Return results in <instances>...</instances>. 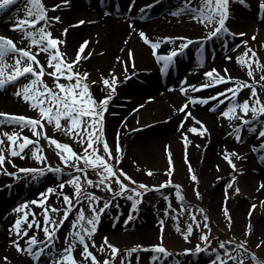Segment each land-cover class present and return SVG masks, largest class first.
Wrapping results in <instances>:
<instances>
[{"label":"snow or ice","instance_id":"obj_1","mask_svg":"<svg viewBox=\"0 0 264 264\" xmlns=\"http://www.w3.org/2000/svg\"><path fill=\"white\" fill-rule=\"evenodd\" d=\"M16 2L17 0H0V10L8 9ZM135 2L136 0H130L129 11L134 8ZM158 2L159 0H152L151 4H146L143 8H150ZM230 2L231 0H197L196 5H193L192 0H185L184 5L172 14L182 15L187 13L190 19L203 24L205 28H208L209 25H212V27L203 37L178 38L180 40L179 46H174L166 52H159L158 49L164 41L175 44L172 37L166 36L154 41L149 38L144 30H138L140 38L151 47V54L159 65V70L162 74L169 71L170 66L174 64V58L178 54H182L188 45L193 43V39L207 41L223 37L226 42L227 35H232L231 30L226 25V20L230 15ZM239 2L246 3V0H239ZM61 4L68 7L71 6L70 0H60L59 4H54L51 7L53 10H57L61 7ZM259 6L261 10H264V0H260ZM143 8L140 10L143 11ZM24 12L25 15L23 17L17 16L16 22L10 25L14 31L20 33L18 41L10 36L0 35V89H5L8 85L15 86L18 84L19 87H17L14 95L22 99L30 109L36 111L37 115L28 116L20 113L0 111V128L5 124L18 126V128H13L11 132L0 131V172L12 177H17L18 173H22L25 178L36 180L46 172L63 174L68 169L71 171L67 172L68 179H62L58 185L50 186L45 192L39 193L40 199L24 201L13 209L18 215L14 223L9 226L8 234L13 237L10 240V244L18 252H23L30 256L35 264H41L46 249L51 264H116L117 254L120 252L119 246L112 243L107 236L103 238V242L99 245L93 238L98 231V223L102 214L113 204L116 197H126L131 201V210L135 211L138 205L142 203L146 192L152 190L160 191L171 186L174 188L175 197L180 204L179 209H173L174 212L182 213L183 210L187 207H192V205L185 203V198L181 191L183 186L175 183L172 179L174 166L170 151L168 152L169 167L165 169L168 179L158 184L149 185L142 181H137L122 167H119L122 150L120 133L117 132L115 148L110 145L106 135V113L109 110L113 96L117 92V85L121 83L118 79V74H115V69L110 70L112 73L110 76H103L102 74V81L91 80L88 70H80L82 59H86L87 56L92 54L81 55L89 42L87 40L83 41L79 45V50L74 54L75 59H68L60 48L62 44L66 43V40L53 35L52 32V25L55 22H59L61 17L58 15L49 16V9L45 6L43 0H26ZM85 22V20H77L75 23L79 25ZM129 27L135 28V23L129 22ZM61 31L66 35L68 29L64 28ZM239 35H244V33H239ZM241 43L245 45V49L235 59L242 67L246 65L247 76L251 78V81L231 75L227 66L224 67L223 72L215 67L204 72L203 75L206 78V82L198 85L189 84L188 77L185 76L180 81L179 92L185 95L186 100L176 109L177 112L185 113L184 119L180 122V128L184 127L185 121L190 117L196 123L189 125V131L204 135L208 129L204 122L192 113L189 104L199 103L204 105L209 101H214L210 110L217 111L220 105L228 101L226 107L219 111V115L230 121L238 119L241 122L232 126L231 135L235 137L237 142L242 139L241 124L249 125V131L257 134L260 138H264V126L257 128L253 124V121H259L264 118V98L260 95L261 92H264V65H260L258 61H253L261 71L260 78L256 79V69L253 68L252 63L248 62L252 60L256 53L248 47L247 40ZM22 44L25 46H19ZM200 47H203V44ZM238 48H240V44H236L232 50L234 51ZM249 52H251V55H248ZM41 53L46 54V64L40 59ZM128 56L132 59L131 66L135 68L134 54L131 49L128 50ZM245 56L248 57V60L244 59ZM225 59L232 60L233 57L229 55ZM116 60L124 64V81L135 75L134 72H129L127 60H122L119 56L116 57ZM200 66L202 64L198 65V67ZM8 69H11V71H8ZM21 77L27 82L21 83ZM49 77L51 78L50 80L48 79ZM229 82L232 83L229 84ZM101 83L103 85L101 91L107 94L97 97L94 95L92 86ZM218 84L226 86L221 90H217L213 95L206 97L189 95V89L193 92H198ZM257 86H259V89ZM245 88H249L250 92L248 96L240 101L237 96ZM218 97L220 99H217ZM186 109L187 111H185ZM237 109L243 115H240ZM133 111H136V109ZM249 111L252 113L250 118L247 115ZM196 124H199L200 127H197ZM47 125H52L54 130L64 131L76 143L81 145V151L77 152L70 143L61 142L54 137L48 136ZM25 128L32 132L31 137L23 133ZM41 136L48 141V147L55 146V152L60 161L55 166L47 163L48 157L44 152L45 146L38 139ZM5 137H7L8 143L5 142ZM33 137H36V139ZM182 139L187 146L190 142L187 139V133H184ZM25 149L29 151L26 152ZM256 150V146H253V151ZM259 150L264 152V140L259 143ZM29 152L31 153V158L40 164L39 167H22L16 164L14 157L24 159L28 157ZM233 157L236 160L246 158L243 153H239L235 149L229 151L225 148L224 160L228 162L234 171L242 172L243 168H238ZM185 159L187 160V156H185ZM259 159L264 161V154ZM7 163H11L15 171H10ZM81 165L83 166L81 167ZM88 169H92L99 179L94 181L88 178ZM217 170H219V165H217ZM189 172L191 173V180L198 183L199 178L190 164ZM147 174L152 175L153 170L148 169ZM217 179L219 180L220 177L218 176ZM125 180L128 183H125ZM235 180L236 176L233 175L232 181L234 182ZM84 183L111 193V197L100 196L96 192L89 191L84 187ZM132 185L136 186L133 187ZM66 186H71L74 192L72 194L65 192ZM231 188H233V183L231 182L225 186L224 214L229 221V227L231 225V216L228 215L227 199L229 196L228 189ZM261 189H264V181L260 182L257 191ZM235 192H240L238 186L235 187ZM53 193L57 194V199L61 196L63 197L62 201H60V207L48 202L49 196ZM195 194L198 198L201 196L198 189ZM161 195L168 202L167 207L164 209L165 216H171L174 221H177L176 230L181 232L185 240H188L193 234V224L197 228L201 227L200 222L196 219V213H189L191 222L187 223L186 229H182L178 222V216L169 212V209L173 208L169 199L171 193H161ZM83 201L87 202V212L89 214H86ZM101 201H103L102 205ZM260 203L264 204V201H260ZM30 205H37L40 211L37 212L30 209ZM251 207L255 209L256 204H252ZM22 209L28 210L23 211V214L19 215ZM74 210V218L70 222V231L64 237V243L67 246L56 249L55 244L59 239V230ZM196 211L203 214L205 209L198 208ZM30 212L31 219H29ZM39 216H42V221L37 218ZM132 218L130 212L124 223L127 224ZM208 219L207 215L203 216L204 221ZM159 223L161 225L160 242L146 245L136 244L134 247L125 250L127 257L132 256L133 253L139 250L151 251L153 255L150 259L152 260L158 259L159 254H162L163 257L171 255L163 244V219ZM25 224L27 225L26 227L24 226ZM33 228L43 232V239H39L35 232L29 235V230ZM203 228H209V225L203 224ZM209 234L210 229L209 233L201 231L199 235V240L204 242L203 247L198 243L194 248H184L183 252L188 254L199 253L202 250L211 251L215 253V258L211 260V264H246L249 260L252 264H264V261H261L255 252H251L249 248L245 247L248 243L247 240L241 243H237L235 240L220 241L219 249H223V251H219L216 248L209 249V245L212 243L209 239ZM21 242H23V246ZM89 242H91V245ZM261 243H264V241H261ZM228 245H235V247H229ZM78 246L82 247L80 255L83 259H77L74 255V250ZM90 246L98 248L100 253L108 254L101 261L90 250ZM256 246L259 247L260 244ZM54 253H58V255ZM4 259L7 261L9 257L5 256ZM136 259L139 261L140 258L137 256ZM120 264H125V256L120 257Z\"/></svg>","mask_w":264,"mask_h":264},{"label":"bare ground","instance_id":"obj_2","mask_svg":"<svg viewBox=\"0 0 264 264\" xmlns=\"http://www.w3.org/2000/svg\"><path fill=\"white\" fill-rule=\"evenodd\" d=\"M147 1L136 0L131 11L127 9L130 0H119V9L113 4L105 2L102 3V6L98 5L97 0L96 3L94 0H70V7L61 4V7L57 10H53L51 6L59 4L60 0H43V3L49 9V16L58 15L61 17L59 22L52 25V32L53 35L66 40V43L62 44L60 48L67 57L72 56L75 58L74 54L79 50V45L87 40L89 43L85 46L81 55L92 54L87 56L86 59H82L80 69L83 68V70L86 69L91 72L92 80L97 81H102V74L103 76H110L112 74L111 69H115V74H118L121 83L117 85V92L113 96L109 110L106 113V135L113 148H115L117 132L120 133L121 146L126 143L132 146L133 151H130L124 159L125 166L128 165L129 168L138 167L135 169L138 176H152L147 179L157 180L162 175L165 164L169 162L168 152L170 151L174 166L172 179L183 186L185 193H190L193 188V182L190 178L191 173L189 172L190 164L199 178L198 183L201 184L198 187V189L201 188L199 191L202 194L200 204L208 211L209 215H212L218 221L222 219L225 207V186L231 182L233 188L228 189L227 207L229 210L228 215L231 216L233 223L238 228L250 225L255 234H264V218L258 217L255 219L252 217L250 205L242 195V192L248 189L251 193H256L257 197L264 198V189L257 191L260 182L264 181V161L259 159L264 152L255 145L253 135L244 136V128L241 129L242 139L239 142L231 135L232 126L241 122L238 119L230 121L220 117L219 111L226 107L228 101L220 105L217 111L210 110L214 101H209L204 105L199 103L189 104L192 113L203 121L208 129L204 135L189 131V125L196 123L190 117L185 121L184 127L180 128V122L184 119L185 113L176 111L186 100L185 95L179 92L180 81L185 76L188 77L189 84L198 85L206 82L204 72L213 67L223 72L224 67L227 66L231 75L251 81V78L247 76L246 65L242 67L235 59L237 55L243 52L244 46L240 44V48L233 51V47L239 44L235 39L228 42L227 46H223L221 38H213L205 41L201 50L197 52L193 49L194 44H190L184 50L189 53L187 58L180 55L181 59L171 65L167 73L162 74L159 65L151 54V47L140 38L138 30H144L149 38L154 41L166 36L196 38L201 37V34L194 35L192 32L202 33L204 25L190 19L187 13L173 15L172 13L180 8L177 1L171 3H162V1L150 9L141 11V7L146 5ZM244 5L246 8H242L244 9L243 14L242 9H231L236 21L243 26V31L249 33L254 29L263 30L264 19L257 18L253 20L251 18L253 16L254 0H246ZM4 10H0V34L10 36L18 41L20 33L10 27L11 24L15 23V19L11 16H2L1 13ZM144 13L147 14L145 17L143 16ZM77 20H85L86 22L77 25L75 23ZM129 22H134L135 28H130ZM64 28L68 29L66 35L61 31ZM193 42H196V40L193 39ZM197 44L200 47L201 42ZM174 46L177 47V42L173 44L164 41L158 51L166 52ZM129 49L134 54L135 68L131 66L132 59L127 54ZM229 55L233 57L232 60L225 59ZM118 56L122 60H127L129 72L135 73L127 81L123 79L125 75L124 64L116 60ZM40 59L46 64V54L41 53ZM244 59L248 60V57L245 56ZM248 62L252 63L253 68L256 69L252 60ZM200 64L202 66L198 67ZM255 76L256 79L260 78L257 69ZM22 78L20 82L26 83L27 81ZM225 86L224 84H218L198 92L189 89V95L206 97L213 95ZM17 87H19L18 84L9 90L0 89V111L28 116L37 115L36 111L30 109L22 99L14 95ZM92 87L94 95L97 97L107 94L101 91L100 84ZM257 87L259 89V86ZM249 92V88L242 89L237 99L242 101L248 96ZM134 109L136 111H133ZM237 111L240 115H243L239 109ZM142 125L143 127H141ZM196 126L200 127L199 124H196ZM13 128H18V126L5 124L0 128V131L11 132ZM27 129H23L25 135H27ZM184 133H187V139L190 141L187 146L182 139ZM4 139L8 143L7 137ZM253 146H256V151H253ZM225 148L229 151L235 149L246 157L242 158L243 160L240 162L243 168L242 172L234 171L229 167L228 162L224 160ZM25 151L28 152L29 150L25 149ZM185 156H187V160ZM13 159L17 165L22 167L34 166L31 164L30 152L28 157L24 159L20 157H14ZM129 159L131 161H128ZM217 165H219V170H217ZM7 167L10 171H15L11 163H7ZM148 169L153 170L152 175L147 174ZM131 170L133 169L131 168ZM45 174L43 178L30 179L26 183L17 177L0 172V186L4 185V188L0 189V264H35L30 256L18 252L10 244L13 237H10L8 233L9 226L14 223L18 215L13 209L24 201L40 199L39 193L45 192L48 187L53 186L55 183V178L51 177L48 172ZM233 175L236 176L234 182L232 181ZM218 176L220 179L222 177H225V179H221L215 184ZM16 178L17 180L14 183ZM9 183H12L14 192L6 197L5 190ZM237 186L240 188L239 193L235 192ZM62 199V196L57 199V194L53 193L49 196L48 202L60 207ZM29 207L37 212L40 211L37 205H30ZM26 210L28 209H22L19 215H22L23 211ZM109 211L105 210V213L102 214L97 233L99 232L104 237L107 236L112 243L120 245L124 241L143 239L146 235H149L151 239L157 238V222L153 220L151 215L138 211L132 218V222H135L133 230L126 231L122 224L120 225L118 220L113 218L112 214L109 215ZM74 213L75 210L60 228L59 239L55 244L56 249L67 246L64 243V237L70 231V222ZM37 218L42 221V216ZM29 219H31V212L29 213ZM33 232L36 233L39 239H43L42 231L33 228L29 230V235ZM171 238L176 246L185 243L184 236L176 228L173 230ZM192 239L193 237L186 242L189 243ZM95 241L97 245L102 243L97 238ZM21 243L23 246V242ZM89 243L91 245V242ZM81 250L82 247L79 246L74 250L77 259H83L80 255ZM90 250L93 253L99 252L98 248H92L91 246ZM54 254L58 255V253ZM5 256L9 257V260L6 261ZM205 256H207L206 253L201 254L194 260L190 259L189 264H203L201 257L205 258ZM41 264H51L47 249ZM117 264H120V258L117 260Z\"/></svg>","mask_w":264,"mask_h":264},{"label":"rangeland","instance_id":"obj_3","mask_svg":"<svg viewBox=\"0 0 264 264\" xmlns=\"http://www.w3.org/2000/svg\"><path fill=\"white\" fill-rule=\"evenodd\" d=\"M176 1L178 2V5L180 7L183 6L185 3V0H164V2H162V3H166V2L171 3V2H176ZM25 3H26V0H17L16 3L11 5L8 9L4 10L1 13V15L4 17L11 16L12 18L15 19V22H16L17 16L23 17L25 15V12H24V4ZM192 3H193V5H196L197 0H192ZM259 4H260V0H254L253 16L251 17L253 20H255L257 18H259L260 20H262L261 18L264 19V10L260 9ZM229 8H230V15H229L228 19L226 20V25L231 30L232 35H227L226 41L231 42V41H233V39H235L237 41V43L243 45L245 48V45L242 44L241 42L244 40H247L248 47H250V49L256 53V55L252 57V62L258 61L260 65H264V32H263L264 28H262L263 30L254 29L249 33L243 31V26L241 25L240 22L236 21V18L234 17L233 13L231 12V9L237 8L236 10H238V9L246 8V6L244 5V3H240L239 0H231ZM17 9H19V11H17ZM243 12H244V9H242V14H243ZM193 21H195V20H193ZM41 23H43V22H41ZM211 27H212V25H209L208 28L204 27L202 29V33H197V32H192V31L191 32L194 35L201 34L202 36H205L207 34V31ZM243 32H244V35H239V33H243ZM188 35H190V34H188ZM171 37H178V36H171ZM221 40H222V42L225 41V39L223 37H221ZM197 43L198 42H193L191 44H194L193 49L196 50L197 52H199L201 47L199 48V46H197L198 45ZM177 47H178V45H177ZM188 54L189 53H186V55H188ZM249 55H251V52H249ZM66 58L75 59L72 56H69V57L66 56ZM253 65L257 69V72L259 73V75H261V71L258 68L257 64L253 63ZM80 70L83 71V68H81ZM8 71H11V69H8ZM89 73H90V79L92 80L93 76H92L91 72H89ZM48 79L50 80L51 78L49 77ZM100 85H101V87H103L102 83ZM15 86H17V85H15ZM15 86L8 85L5 88V90L12 89ZM261 97L264 98V92H262ZM247 115L250 118L252 116L251 111H249V113ZM161 119H162V117H161ZM62 123H63V121H62ZM253 124H255V126L257 128L264 126V118H262L259 121H253ZM249 127H250L249 125L243 126V128H244L243 135L246 136V135L252 134L254 141H255V145L259 146V143L261 142V140H264V138H260L257 134L253 133L252 131H249ZM27 130H28L27 135H29L31 137L32 132L29 129H27ZM46 131H47L48 136L54 137L61 142L70 143L73 145V147L75 148V150L77 152L81 151V145L76 143L64 131L54 130V127L52 125H47ZM33 138L36 139V137H33ZM38 139L40 140V143L45 146L44 152H45V155L48 157L47 163L51 164L52 166H55L57 163L60 162L59 158L55 152V146L53 145L52 147H48V141L43 136L39 137ZM160 148L162 150V146ZM101 151H102V149H101ZM130 151H133L132 146L130 144L126 143L124 146H122V150L120 153L121 163H120L119 167H122L134 179H136L137 181H142V182L147 183L149 185L158 184V183H161L162 181L168 179V176L165 172V169H167L169 167V162H167V160H166V162L168 164H165V167L162 171V175L159 176V178L157 180H150V179L148 180L147 179V178H150L152 176H146V177L145 176H138V174L135 171V169L138 167L133 166V167H131L133 170H131V168H129L128 165L125 166L124 159L126 158V155L130 153ZM163 152H164V150H163ZM233 159L235 160L238 168H240L242 166L240 164V162L243 159L241 158L239 160H236L235 157H233ZM128 161H131V160L129 159ZM31 164L34 165L35 167L40 166V164L37 161H35L34 159L31 160ZM82 166L83 165H81V167ZM229 167L232 168L230 165H229ZM68 171H71V170L68 169L63 174L48 172L51 177L56 179L53 186L58 185L62 179H68L69 178L67 175ZM87 174H88V178H91L94 181L99 179L97 174L92 169H88ZM21 177H22V179H21L22 182L29 180V178H25L23 174H19V178H21ZM122 179H123V177H122ZM221 179L223 180V179H225V177H222ZM221 179H219V180H221ZM219 180H216L215 184H217ZM192 182H193V188H192L190 193H185V189L183 187L181 189L182 194L184 195V198H185V203L192 205V207H187L185 210H183L182 213L173 211V209H179L180 204L175 197L174 188H172L171 186H169L165 189H161L160 191L152 190V191L146 192L144 197H143L142 203L138 205V207L135 211L131 210V208H130L131 201L128 200L126 197H116L115 198V200L113 201V204L110 205L109 208L106 210H110L109 215L112 214L113 218L118 220L120 225L128 217L130 211H131V215L137 213L138 211H143V212L147 213L148 215H151L153 220H156V222H157L156 227H157V231H158L157 232V238L154 237L151 239V237L149 235H146L143 237V239H136V240L132 239L130 241H124L123 243L118 245L120 248V252L117 254L116 264H117V260L121 256H125V264H158V260L161 261L163 258L162 254H159L158 259L152 260V259H150V257L153 255V253L151 251L139 250V251L133 253L132 256L127 257L125 250L134 247L136 244H145L146 245V244H152V243L160 242L159 237H160V233H161V225H160L159 221L161 219H163V221H164L163 244L168 249L169 253L171 254L170 256L166 257L164 259V261L162 260L163 264H173L174 262H176L178 264H189L190 259L194 260L195 258H198L201 254H205V253L207 254V256H205V258L201 257L203 260L202 261L203 264L204 263L205 264L211 263V260L215 258V253H213L211 251H203L202 250L199 253L193 252V253H188V254H185L183 252L184 248H194L195 245L198 243L201 244V246L203 247L204 242L199 240V235H200L201 231H203L205 233H209V229H210L209 239L212 241V243L209 245V249L216 248L219 251H223V249H219L220 241L227 242L230 240H235L237 243H241V242L247 240L248 243L245 245V247L249 248L251 252H255L256 256L261 261H264V243H261V241H264V234H260V235L255 234L254 230L252 229V227L250 225H248L247 227L238 228L233 223L232 218H231V225L229 227V221L226 218L224 212H223V217L220 221L215 219V217H213L212 215H209L208 211L200 204V202H201L200 198L202 197V194L199 198L195 194L196 190L198 189V187L201 186V184L198 183V186H197V182H195V181H192ZM125 183H128V181L125 180ZM175 183H177V182H175ZM132 186L135 187L136 185H132ZM84 187L87 188L89 191L96 192L100 196L111 197V193H109L107 191H102L100 189H97L95 187L87 185L86 183H84ZM200 189H198V190H200ZM64 190L70 194H72L74 192V189L71 186H66ZM161 193H171V196L169 197V199L173 205V208H170L169 212L172 213V215L178 216V218H179L178 222H179L182 229H186L187 223L191 222L190 217H189V213H192V212L196 213V219L200 222L201 227L197 228L196 225L193 224V234L189 237V239L193 237L191 242L187 243L186 241H189V240L184 239L185 243L180 244L178 246H176L175 243L173 242L171 236L173 234V230H175V228H176L177 221H174L171 218V216H165L164 209L167 207L168 202L164 200ZM242 195H244L245 199L247 200V203L250 205L252 217L255 219L258 217L264 218L263 217L264 216V204L260 203V201H264V198L257 197L256 193H251L248 189H245L242 192ZM82 203L84 204V206L86 208V214H89L87 212V202L83 201ZM100 203L102 205L103 201H101ZM252 204H256L255 209H252V207H251ZM198 208L205 209V212L203 214L197 212L196 210ZM204 215H207L209 217V219L207 221L203 220ZM73 218H74V215H73ZM130 221L127 223L126 226L122 225L125 228L124 230H126V231H128V230L132 231L133 230V226H134L135 222H132V220H130ZM203 224H208L209 228H203ZM249 226H250V230H249ZM94 236L97 238L98 241L103 242L104 236L102 234L100 235L99 232L98 233L96 232L94 234ZM257 244H260V246L257 247L256 246ZM228 246L229 247H235V245H228ZM94 254L97 255V257L102 261L104 259L105 255H107L108 253H100V252L95 253L94 252ZM137 256L140 258L139 261H137V259H136ZM246 264H252V262L249 260L246 262Z\"/></svg>","mask_w":264,"mask_h":264}]
</instances>
